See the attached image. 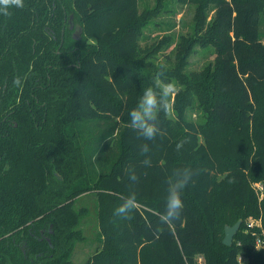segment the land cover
I'll list each match as a JSON object with an SVG mask.
<instances>
[{"label":"trees","instance_id":"trees-1","mask_svg":"<svg viewBox=\"0 0 264 264\" xmlns=\"http://www.w3.org/2000/svg\"><path fill=\"white\" fill-rule=\"evenodd\" d=\"M179 1L197 5L203 35L183 39L173 71L151 63L159 46H141L159 8L141 13L140 0H23L0 14V264H73L87 213L75 204L88 194L101 246L86 264H264V0ZM196 43L212 45L215 61L188 76ZM159 79L183 89L175 117L160 113L164 135L145 141L128 113ZM193 109L201 121L186 117ZM88 128L98 134L83 137ZM177 166L194 183L169 227L160 216ZM130 192L139 208L123 219L114 211ZM251 217L257 234L225 246L220 231Z\"/></svg>","mask_w":264,"mask_h":264},{"label":"rangeland","instance_id":"rangeland-1","mask_svg":"<svg viewBox=\"0 0 264 264\" xmlns=\"http://www.w3.org/2000/svg\"><path fill=\"white\" fill-rule=\"evenodd\" d=\"M141 13L152 11L154 12L159 8L156 17L152 18L148 24V27L144 30L141 40L142 48L151 50L154 47H160L161 49L156 52L152 57L150 55V61L155 66L162 70L173 71L179 63V51L182 49L183 39H199L202 37L203 32L196 33V12L197 5L192 2H180L179 0H140ZM215 10L213 6H210L207 11V23L211 22L214 16ZM260 35L264 40V14L260 18ZM215 61V48L210 45L204 47L200 43H196L190 52V56L187 60V66L185 67V74L191 76V74L201 73L209 65H212ZM164 83H173L176 85V91L170 96V111L169 116L175 117L174 105L176 98L182 86L176 80H162L159 79L158 83L162 87ZM186 117L190 120L201 121L200 112L198 110H188ZM80 127V126H79ZM78 127V130H79ZM98 134L95 129H85L83 131V137ZM82 141L83 139L80 138ZM106 153H102L101 158H104ZM76 173H82V163L79 162L75 167ZM58 182V181H53ZM56 185V184H54ZM61 185H56L60 187ZM256 188L263 197V188L261 183H257ZM76 209L87 210L84 218L82 219L80 228L83 233V238L72 242L71 260L73 264H86L87 261L96 253L100 248V236L97 220V198L93 194L81 197L76 201ZM243 221V220H242ZM230 226V225H226ZM225 226V227H226ZM244 226V228H243ZM261 222L257 218L251 217L242 222L238 234L256 235L254 229L260 228ZM224 227V228H225ZM238 234L236 236H238ZM235 236V237H236ZM220 238H225L222 231H220ZM235 239V238H234ZM224 240V239H223ZM260 242L257 241V247H260ZM242 264H245V258H242Z\"/></svg>","mask_w":264,"mask_h":264},{"label":"clouds","instance_id":"clouds-1","mask_svg":"<svg viewBox=\"0 0 264 264\" xmlns=\"http://www.w3.org/2000/svg\"><path fill=\"white\" fill-rule=\"evenodd\" d=\"M10 7L23 8V0H0V14L9 15ZM18 83V81H17ZM176 91V85L169 82L164 83L161 87L155 84L154 87H148L143 90L140 100L136 107L128 113L130 118L129 127L138 133V136L145 141H154L156 137L163 136L164 131L160 126V113L167 115L170 111V96ZM183 148V142L176 145V149ZM150 151L149 145L143 143L140 145V152L146 155ZM146 166H151L150 159H145L142 162ZM130 178L136 180L135 170H128ZM195 175L190 166H177L171 171L167 179L168 197L164 213L160 216L162 224L171 227L173 222L180 218L184 204L182 194L184 190L194 183L193 176ZM139 202L135 192L123 199V202L115 209L114 214L123 219H131V214L138 210Z\"/></svg>","mask_w":264,"mask_h":264},{"label":"water","instance_id":"water-1","mask_svg":"<svg viewBox=\"0 0 264 264\" xmlns=\"http://www.w3.org/2000/svg\"><path fill=\"white\" fill-rule=\"evenodd\" d=\"M242 222V219H240L234 226L225 227V238L223 240L225 246L231 247L233 245L234 238L238 234Z\"/></svg>","mask_w":264,"mask_h":264},{"label":"flooded vegetation","instance_id":"flooded-vegetation-1","mask_svg":"<svg viewBox=\"0 0 264 264\" xmlns=\"http://www.w3.org/2000/svg\"><path fill=\"white\" fill-rule=\"evenodd\" d=\"M70 28H71V30L74 31V37L77 38V39H80V36L82 34V30L79 29V27L76 24L73 23V17H72V19L70 21Z\"/></svg>","mask_w":264,"mask_h":264}]
</instances>
